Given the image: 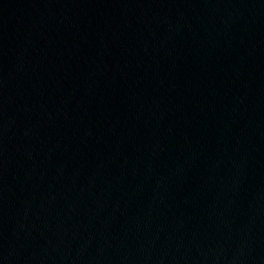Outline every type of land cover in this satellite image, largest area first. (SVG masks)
<instances>
[{"label": "water", "instance_id": "95a60500", "mask_svg": "<svg viewBox=\"0 0 264 264\" xmlns=\"http://www.w3.org/2000/svg\"><path fill=\"white\" fill-rule=\"evenodd\" d=\"M0 264H264V0H0Z\"/></svg>", "mask_w": 264, "mask_h": 264}]
</instances>
